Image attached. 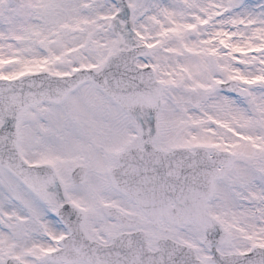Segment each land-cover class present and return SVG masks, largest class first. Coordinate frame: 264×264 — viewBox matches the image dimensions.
I'll list each match as a JSON object with an SVG mask.
<instances>
[{"label": "snow or ice", "instance_id": "1", "mask_svg": "<svg viewBox=\"0 0 264 264\" xmlns=\"http://www.w3.org/2000/svg\"><path fill=\"white\" fill-rule=\"evenodd\" d=\"M0 264H264V0H0Z\"/></svg>", "mask_w": 264, "mask_h": 264}]
</instances>
